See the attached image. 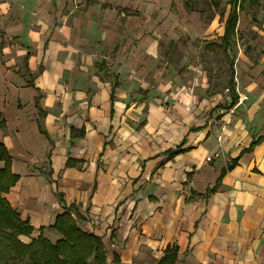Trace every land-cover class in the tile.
Returning <instances> with one entry per match:
<instances>
[{"label": "crops", "instance_id": "1", "mask_svg": "<svg viewBox=\"0 0 264 264\" xmlns=\"http://www.w3.org/2000/svg\"><path fill=\"white\" fill-rule=\"evenodd\" d=\"M84 1L0 0V143L19 178L3 197L33 228L21 241L56 243L68 212L109 264H264V49L212 46L227 11L200 39L209 61L177 67L189 34L157 29L171 10Z\"/></svg>", "mask_w": 264, "mask_h": 264}, {"label": "trees", "instance_id": "2", "mask_svg": "<svg viewBox=\"0 0 264 264\" xmlns=\"http://www.w3.org/2000/svg\"><path fill=\"white\" fill-rule=\"evenodd\" d=\"M213 1V5L219 8L220 0ZM247 2H251L253 6L259 5L255 0L228 1L229 13L224 22L220 44H212L216 49H220L228 60L238 34L239 13ZM230 67L229 85L234 92L233 62ZM234 94V101H237L236 91ZM254 145L256 142L250 149ZM180 151L177 149L171 154L176 155ZM0 160L4 162V168L0 170V264H109L102 238L83 232L68 212L58 216L52 227L61 236L56 243H52L43 234L29 244L22 242L20 237L30 236L33 228L27 221L21 220L3 197L19 180L18 176L12 173V158L3 143H0ZM176 259L175 254L168 253L158 264H176Z\"/></svg>", "mask_w": 264, "mask_h": 264}, {"label": "rangeland", "instance_id": "3", "mask_svg": "<svg viewBox=\"0 0 264 264\" xmlns=\"http://www.w3.org/2000/svg\"><path fill=\"white\" fill-rule=\"evenodd\" d=\"M78 4L81 8L84 7V0H79ZM130 0L127 1V11L131 10ZM138 2L145 3L142 6L157 5L158 11H169V16L164 20L163 25L157 29L168 31L175 29L179 33L177 38H183V31L189 34V39L184 38L188 51L176 52L174 61L175 65H181L180 60L182 55L192 56V60L199 61L205 59L209 61L212 57V52L205 47L200 39L211 42V40H218L217 31L222 27V21L225 19L228 11V0H220V8L212 5L213 0H175L171 4V0H138ZM152 2V3H150ZM258 6H253L251 2H247L245 7L240 11V20L238 23V35L235 41L234 50L236 55L245 54L246 57H257L261 51L256 48L264 49V0H257ZM144 8V7H143ZM224 15L221 17V11ZM220 16V17H219ZM161 18V17H160ZM160 20V19H159ZM188 20V22H187ZM187 22V23H186ZM253 26H257L258 30L254 31ZM195 34H194V33ZM211 33V34H210ZM179 40V41H180ZM203 53V54H202ZM179 56V57H178ZM203 57V58H201ZM191 58V57H190ZM235 63L238 64L237 58ZM180 64V65H179ZM176 67V66H175ZM216 71L221 79L219 84H224L229 79V69L226 62L222 58V65L217 66Z\"/></svg>", "mask_w": 264, "mask_h": 264}, {"label": "built area", "instance_id": "4", "mask_svg": "<svg viewBox=\"0 0 264 264\" xmlns=\"http://www.w3.org/2000/svg\"><path fill=\"white\" fill-rule=\"evenodd\" d=\"M237 93H239V89H237ZM245 98L242 95H239V103H241ZM222 112V111H221ZM223 113V112H222ZM208 160H210V158H208Z\"/></svg>", "mask_w": 264, "mask_h": 264}]
</instances>
